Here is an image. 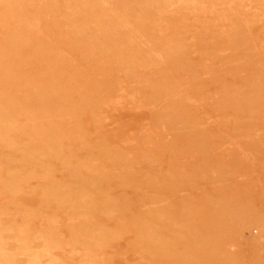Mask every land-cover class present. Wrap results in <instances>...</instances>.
Instances as JSON below:
<instances>
[{
  "label": "rangeland",
  "instance_id": "rangeland-1",
  "mask_svg": "<svg viewBox=\"0 0 264 264\" xmlns=\"http://www.w3.org/2000/svg\"><path fill=\"white\" fill-rule=\"evenodd\" d=\"M263 52L264 0H0V264H264Z\"/></svg>",
  "mask_w": 264,
  "mask_h": 264
},
{
  "label": "bare ground",
  "instance_id": "bare-ground-1",
  "mask_svg": "<svg viewBox=\"0 0 264 264\" xmlns=\"http://www.w3.org/2000/svg\"><path fill=\"white\" fill-rule=\"evenodd\" d=\"M257 48V47H256ZM260 53V52H259ZM264 53V52H263ZM66 134V133H65ZM65 136V135H64ZM59 141H60V139H59ZM62 141V140H61ZM80 147V146H79ZM49 154V153H48ZM95 155V154H94ZM79 182V181H78ZM9 198V197H8ZM3 199V198H2ZM10 209V208H9ZM134 210V209H133ZM48 212V211H47ZM13 214V213H12ZM59 217V216H58ZM40 220V219H39ZM73 220V219H72ZM36 223V222H35ZM38 224V223H37ZM123 226V225H122ZM126 228H127V226H126ZM123 229V228H122ZM131 229V228H130ZM129 231V230H128ZM48 237V236H47ZM82 238V237H81ZM80 238V239H81ZM46 241V240H45ZM60 244V243H59ZM134 246V245H133ZM49 248H51V247H49ZM107 249V248H106ZM50 250V249H49ZM71 250V249H70ZM80 251H81V249H79ZM88 250V249H87ZM52 252V251H51ZM75 252V251H74ZM87 252V251H86ZM38 253H39V251H38ZM47 253V252H46ZM49 253V252H48ZM72 254V253H71ZM109 254H110V252H109ZM1 256H2V254H0ZM5 255V254H4ZM13 255V254H12ZM41 255V254H40ZM49 255V254H48ZM64 255V254H63ZM36 256V255H35ZM111 258H110V260L112 259V254H111V256H110ZM81 258V257H80ZM85 258V257H84ZM105 259V258H104ZM39 260H40V258H39ZM82 260V259H81ZM100 260V259H99ZM50 261V260H49ZM98 261V260H97ZM106 261H108V259L107 260H105V262ZM111 261H113V260H111ZM72 262V261H71ZM78 263V262H77ZM98 263V262H97ZM52 264H55L54 262H53V260H52ZM72 264V263H71ZM106 264V263H105Z\"/></svg>",
  "mask_w": 264,
  "mask_h": 264
}]
</instances>
